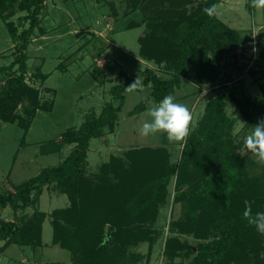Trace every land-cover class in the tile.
I'll return each instance as SVG.
<instances>
[{
    "label": "trees",
    "instance_id": "trees-1",
    "mask_svg": "<svg viewBox=\"0 0 264 264\" xmlns=\"http://www.w3.org/2000/svg\"><path fill=\"white\" fill-rule=\"evenodd\" d=\"M124 1V14L137 12L141 3L146 2L147 20L130 25L132 28L143 22L148 24L150 31L140 39V55L164 66L170 75L159 74L156 68L145 70L143 84L151 85V100L155 102L174 94L184 79L198 86L214 83L223 70L225 57L250 39L242 38L239 30L219 15L208 17L203 13V8L217 6L222 0L201 1L194 8L191 5L196 0ZM45 2L0 0V19L6 22L13 39L17 38V32L9 19L17 4L28 12L30 19V26L17 40L19 52L8 66L12 70L18 65V71L0 90L1 120H19L26 132L38 110L47 108L40 89L27 82V51L33 36L42 30ZM112 8L114 13L118 12L116 4L112 3ZM263 61L264 48L255 54L256 64ZM250 72L258 73L254 68ZM37 75L43 81L49 76L42 69ZM118 77L123 78L122 74ZM134 80L127 75L123 84L113 87L119 105L108 102L99 115L90 113L79 128L63 133L64 144L76 145L63 162L43 169L15 191L0 192V213L8 206L16 211L29 206L36 208L32 215L25 214L18 220L0 217V243L4 241L0 253L12 244L35 248L44 245V223L49 214L40 209L39 203L49 187L70 199L67 207L53 210L50 217L53 244L69 250L73 260L44 264H137L143 256L133 252L131 246L143 241L153 246L158 242L161 229L155 228V224L162 208L169 203L170 184L177 175L181 192L174 204H181L182 213L170 225L173 234L167 238L163 250L166 264H175L178 259L188 260L189 264H264V236L243 217L245 200L254 201L253 213L264 212V167L261 173L252 172L255 160L248 152L244 153V139L233 132L237 120L227 110L232 102L248 120L254 121L252 112L257 113L258 121L264 119V94L253 97L244 89L239 95L226 86L211 97L198 123L190 128L179 160L173 159L167 146H143L127 151L125 158L113 156L101 165L98 173L88 174L91 139L101 136L107 126L115 128L126 99L125 88ZM25 98L32 102V107L26 108L28 117L17 111ZM147 101L139 103L132 113L146 110ZM108 226L112 227L110 237ZM191 236L198 241L197 249Z\"/></svg>",
    "mask_w": 264,
    "mask_h": 264
},
{
    "label": "rangeland",
    "instance_id": "rangeland-1",
    "mask_svg": "<svg viewBox=\"0 0 264 264\" xmlns=\"http://www.w3.org/2000/svg\"><path fill=\"white\" fill-rule=\"evenodd\" d=\"M201 1L206 0H196L191 7H197ZM112 3L116 4L117 13H114ZM145 4L141 3L137 12L124 14V0H46L41 15L42 30L33 36L27 51V82L40 89L47 108L38 110L27 132L20 126L19 120L4 122L0 117V192L15 191L17 186L37 176L43 169L63 162L76 146L64 144L63 133L79 128L88 114L99 115L106 103L119 105L120 100L116 99L113 87L123 84L127 75L135 79L139 76L143 81L145 70L151 67L156 68L159 74L170 77L164 66H158L140 55V39L150 29L145 22L131 28L130 22L147 20L149 11L145 9ZM217 13L224 22L238 29L242 38L250 39L238 45L235 54L225 57L223 70L214 83L198 86L184 79L181 87L172 94L177 102L189 107L193 117L190 128L204 114L208 100L225 90L226 86L239 95L244 93V89L253 97L264 94V61L252 67L258 71L257 74L248 69L256 54L253 49L260 54L264 48V8L251 7V0H222L217 5ZM9 22L14 23L17 38H12L6 22L0 19V90L7 79L18 71V65L12 70H8V66L19 52L17 40L22 31L30 26L28 12L21 10L17 4ZM254 37L262 41L257 47ZM209 54L212 55L211 52ZM3 67L6 70L2 71ZM41 69L49 74L45 81L38 78L37 73ZM120 74L123 76L121 80L118 77ZM151 89V85H144L143 91L126 92L115 128L107 126L101 136L91 139L86 165L88 174L98 173L101 165L113 156L125 158L127 151L143 146H167L173 153V159H180L184 142H169L166 134L143 136L140 133L143 123L152 119L148 115L149 105L143 112L133 114L132 111L142 101L151 100ZM31 103L29 98H25L17 109L19 114L28 117L26 108L32 107ZM227 110L237 120L234 134L244 139L257 124L259 116L252 112L254 121L248 120L232 102L228 103ZM247 152L244 149V153ZM253 158L255 166L252 172L261 173L264 165ZM178 179L177 175L173 178L169 203L162 208L155 224V228L161 229L158 242L153 246L149 241L131 246L133 252L143 256L137 264H166L163 250L167 238L173 234L170 225L172 219L182 213L181 204H174L181 192ZM69 204L67 194L46 187L39 203L40 209L49 214L44 223V245L35 248L13 244L0 253V264L71 263V252L53 244L50 217L53 210ZM35 209L29 206L16 211L8 206L1 211V217L18 220L25 214L32 215ZM189 238L197 249L198 241L192 236ZM3 244L0 243V247ZM184 260L178 259L175 264H189L188 260Z\"/></svg>",
    "mask_w": 264,
    "mask_h": 264
},
{
    "label": "clouds",
    "instance_id": "clouds-1",
    "mask_svg": "<svg viewBox=\"0 0 264 264\" xmlns=\"http://www.w3.org/2000/svg\"><path fill=\"white\" fill-rule=\"evenodd\" d=\"M251 7L264 8V0H251ZM208 17L218 15L215 4L202 9ZM256 51V49H253ZM144 84L139 76L129 84L126 92L143 91ZM148 115L152 118L150 121L143 123L140 133L143 136L150 134H166L169 142H184L190 134V124L193 117L189 107L176 101L172 94L165 95L159 103L154 100L147 101ZM243 147L255 157L256 162L264 165V119L253 125L252 131L244 138ZM254 201L245 200V209L243 217L249 225L255 227L256 231L264 236V212L253 213L252 204Z\"/></svg>",
    "mask_w": 264,
    "mask_h": 264
},
{
    "label": "built area",
    "instance_id": "built-area-1",
    "mask_svg": "<svg viewBox=\"0 0 264 264\" xmlns=\"http://www.w3.org/2000/svg\"><path fill=\"white\" fill-rule=\"evenodd\" d=\"M258 38L259 37H254V41H255V47H257V44H258ZM257 51V50H256ZM255 51V53H256ZM252 67H255V55H254V58L252 60V63L250 64V66L248 67V69H251Z\"/></svg>",
    "mask_w": 264,
    "mask_h": 264
},
{
    "label": "water",
    "instance_id": "water-1",
    "mask_svg": "<svg viewBox=\"0 0 264 264\" xmlns=\"http://www.w3.org/2000/svg\"><path fill=\"white\" fill-rule=\"evenodd\" d=\"M111 232H112V227H109V228H108V234H107L108 237L111 235Z\"/></svg>",
    "mask_w": 264,
    "mask_h": 264
},
{
    "label": "crops",
    "instance_id": "crops-1",
    "mask_svg": "<svg viewBox=\"0 0 264 264\" xmlns=\"http://www.w3.org/2000/svg\"><path fill=\"white\" fill-rule=\"evenodd\" d=\"M5 208H6V207H5ZM3 209H4V208H3ZM3 209H2V210H3ZM2 210H1V211H2ZM1 216H2V215H1V213H0V217H1ZM2 242H4V241H2ZM2 242H1V243H2ZM12 245H13V244H12ZM10 246H11V245H10ZM10 246H9V247H10ZM9 247H8V248H9Z\"/></svg>",
    "mask_w": 264,
    "mask_h": 264
}]
</instances>
